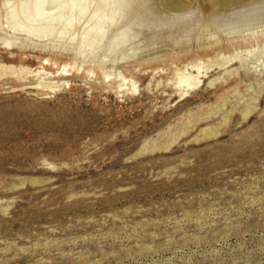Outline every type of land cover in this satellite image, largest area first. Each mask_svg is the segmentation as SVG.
Masks as SVG:
<instances>
[{
  "label": "rangeland",
  "instance_id": "obj_1",
  "mask_svg": "<svg viewBox=\"0 0 264 264\" xmlns=\"http://www.w3.org/2000/svg\"><path fill=\"white\" fill-rule=\"evenodd\" d=\"M93 1L42 37L0 0L32 70L0 74V264H264V0L115 2L96 35Z\"/></svg>",
  "mask_w": 264,
  "mask_h": 264
},
{
  "label": "bare ground",
  "instance_id": "obj_2",
  "mask_svg": "<svg viewBox=\"0 0 264 264\" xmlns=\"http://www.w3.org/2000/svg\"><path fill=\"white\" fill-rule=\"evenodd\" d=\"M7 1H8L7 3L10 4L8 14H9L10 19L12 21L11 29L13 28L14 32L16 34H18V32H22V33L25 32L27 34H32V35L42 36V37L54 34L55 31L60 32V33H65V34L67 31L69 32V30H67L68 27L73 26L75 19L77 20L79 18L78 21L80 22V19H82L87 14L88 11L90 12V6H89L90 4H88V3L94 2L93 0H91V1H89V0H17L14 3H11L10 0H7ZM124 1L129 2V0H100V2H97L96 6H94L95 8L93 9V13H92V18L95 20L96 27H94V28L92 27L91 29H89L88 32L91 34H94L96 32L95 33V35H96L97 32H100L101 30L104 31L105 26L107 24V21L108 20L110 21L112 16H115V14H118V12H120V9L122 7H124L122 4L121 5L119 4L120 7L116 6L115 2H117V3L121 2L124 4ZM239 1H242V0H235V2H239ZM258 1H260V0H245L241 5H244V6L248 5V4L250 5V4L256 3ZM162 2H163V4H166L165 5L166 7H168L170 10H172L171 12L173 13V15H179L184 10L187 9V4H185L182 0H162ZM216 2H217V0H216ZM223 2H225V1H223ZM136 4H137L136 10L141 12L149 4V0H141V2H138V3L136 2ZM252 6H254V4ZM257 10L258 9H256L255 11H257ZM77 11L79 13L78 15H76ZM189 12H190V10H189ZM255 13H257V12H255ZM248 15H246V16L248 17ZM243 17H245V15ZM76 22L77 21H75V25H76ZM79 22H77V23H79ZM60 24L62 26H60V28H58V25H60ZM204 24L206 26H209V27H214V28L219 27L220 17H219L218 12L215 11V12H212V13L208 14L207 16H205L204 17ZM107 26H109V25L107 24ZM89 33H86V35H88ZM91 34H89V35H91ZM182 34H184V33H182ZM187 34H188V32H187ZM17 39L18 38H16V40ZM8 41L11 44V40L9 39ZM225 57L231 59L233 56H225ZM219 63L221 65L224 64V63H222V60ZM66 67H67V65H66ZM25 68L23 69V67H21V68L17 69L15 66L10 65V64L9 65L0 64V74L3 72V70L6 71L8 69H10V71L13 70L16 73L20 71V74H21L22 69L24 70V71H22L23 73L26 72V70L28 73L32 72V70H30L28 68L25 69ZM200 69L201 68H199V72L201 71ZM41 72L42 71H38V73H41ZM46 72H48V71H46ZM16 73H15V75H16ZM3 74H4V72H3ZM184 77H185V74H184ZM181 79H183V77ZM184 81L188 82L187 85L193 86V85H196L197 83L200 82V77L198 74L188 73L186 78L184 79ZM252 110H253V107L247 106L246 109L244 110V114L247 115ZM208 135H210V134H208ZM237 157L240 159L254 160V157L250 153H239L237 155Z\"/></svg>",
  "mask_w": 264,
  "mask_h": 264
}]
</instances>
